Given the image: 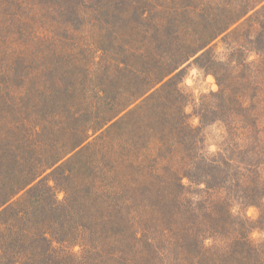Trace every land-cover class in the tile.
Listing matches in <instances>:
<instances>
[{
	"label": "rangeland",
	"instance_id": "rangeland-1",
	"mask_svg": "<svg viewBox=\"0 0 264 264\" xmlns=\"http://www.w3.org/2000/svg\"><path fill=\"white\" fill-rule=\"evenodd\" d=\"M233 97L264 118V0H0V202L16 192L0 212L1 244L22 229L25 243L8 237L19 262L51 242L50 262L63 264L115 249L93 222L117 213L137 215L141 237L193 243L231 213L264 249V190L255 206L239 189L264 182V169L257 176L235 150L230 174L190 175L200 157L252 145L248 114L228 115ZM218 174L229 183L210 188ZM111 193L123 202L107 210L96 198Z\"/></svg>",
	"mask_w": 264,
	"mask_h": 264
},
{
	"label": "trees",
	"instance_id": "trees-1",
	"mask_svg": "<svg viewBox=\"0 0 264 264\" xmlns=\"http://www.w3.org/2000/svg\"><path fill=\"white\" fill-rule=\"evenodd\" d=\"M220 29L213 30L211 37L215 39L218 35H220ZM163 85V84H162ZM220 85L223 87V85L220 83ZM162 87V86H161ZM160 87V88H161ZM159 89V88H157ZM153 92L154 93L155 90ZM152 90V89H149ZM150 93V94H151ZM140 98V97H139ZM137 98V99H139ZM244 98L246 100V96L244 95ZM147 102L146 98H143L137 105H141L143 103ZM226 103V107L229 110V114H235V118L237 115L240 114H248V118L244 120L242 125L244 127H248L249 134L252 133V145L250 147L246 148H236L232 149L229 148L228 150H234L233 152H228L227 154H220V161H206V157H200L196 160V167H194L193 171L191 172V176L196 179V181L203 179V173L208 170H213L215 172L222 173V171H227L230 174L231 166H235L234 163L239 164L240 162L243 163H249L246 165H253L249 166L250 168H255V173H257V176L259 173L262 174V170L264 169V118L250 120V118L254 115L251 113V109L253 108L252 104H247L246 102L240 100L239 98H232L230 100V103ZM213 112V111H212ZM261 117H264V112H261ZM244 116V115H243ZM253 119V118H252ZM237 120V119H236ZM232 122V121H231ZM235 150H244V152H247L248 157L245 156L240 162H236V155ZM251 157V158H249ZM248 161V162H246ZM234 168V167H233ZM236 170V168H235ZM249 170V169H248ZM264 172V171H263ZM229 174L224 175H216L215 177H218L221 180H217L216 182H212L210 188L218 186V184L222 183L224 180L229 181ZM250 175V174H249ZM248 175V177H249ZM191 176H188L192 178ZM250 178V177H249ZM254 180H257V182L253 183V186L249 183L245 184V186L239 187L240 190H242V194L240 192V197L242 201L250 203L251 205L257 206L255 204V200L248 202L249 198L252 196L256 198V194H260V192L257 191H263L264 190V182L261 180H258V178L255 176ZM207 185L208 182H205ZM229 183V182H228ZM106 189V188H105ZM14 189L12 192L6 194L2 201L0 202V206L4 207L0 212L7 211L8 209H11L14 207V201H12L13 194H15ZM135 193V192H134ZM136 194V193H135ZM124 195L122 194H114L111 193L109 196H99L96 199H98L99 203L102 206L108 207L109 205H112L111 203L115 204H122L123 201H120L121 197ZM129 201V200H126ZM124 201V202H126ZM134 205L131 204V206ZM119 211V210H118ZM215 213V211H213ZM13 214V213H12ZM12 214L8 217H14ZM103 216L100 214V217L97 218H103L105 216L104 213H102ZM216 214V213H215ZM206 215H209L212 219H214L213 215L210 213H206ZM137 216V215H135ZM134 216V217H135ZM111 219H105L103 220L104 223H101L102 221L99 220L97 222H93L94 224V234L98 233H106V232H112V236L115 237L114 242L115 243V249L110 250V252L105 253L102 248L100 250H97L98 253H94L97 255V257H88L81 261H74L72 260V257H68L65 255H62L61 261L65 264L68 261V264H138V263H144V260H147V262L154 260L157 264H263L264 263V249H261V245L255 243L253 240L247 237V234L245 232V228L243 224L246 227L244 218L242 216L238 217V222L236 221V217L234 218L231 213H227V220H224L221 216V218L217 220H222L221 223H214L213 225H210L207 229L208 233L205 235H200L199 233L194 234V237L196 239V242L193 243L192 236L191 237H181V234H174V236H166L165 238L158 239L155 235H147V236H139L140 231L139 229H135L134 225L136 224L135 219L136 218H130L128 219V216L121 215L117 213L116 215H112ZM155 218V217H154ZM66 222V221H65ZM107 224H111V227H109ZM240 224V226H239ZM101 225H104L101 226ZM12 226V224L9 223V227ZM238 226L240 231L238 230ZM228 229H231L232 231H235L237 235H231L230 233H227ZM16 228L9 231V236H14V241L20 240V238L24 237L23 241L25 243L26 238V232L21 229L19 231L20 233H17ZM204 234V233H203ZM28 235V234H27ZM212 238L214 241L212 244H207L206 240L208 238ZM4 238L2 239V244L0 242V264H52L53 261L50 262L49 258L52 256V250L53 246H51V242L48 245L49 249L42 250L39 244V242L35 239L38 247L40 248L36 252L32 250H27L25 254L21 257L22 262H19V258H15V255L18 253H21V247L17 246V243L14 242L11 243L10 238ZM112 237V238H113ZM185 241V242H184ZM98 242V241H97ZM4 243V244H3ZM196 246L200 248L199 251H196V248L193 247ZM101 247V246H100ZM195 248V249H194ZM177 249V250H176ZM175 251H179V254L174 257L173 253ZM171 254V257L173 259H169L168 256ZM59 255V254H58ZM107 255V256H106ZM106 256V257H105ZM42 258V261L39 262L40 258ZM34 260L35 262L31 261L30 259ZM59 258V259H60ZM30 260V261H29ZM38 261V262H37ZM56 262L54 264H59V260H55ZM67 264V263H66Z\"/></svg>",
	"mask_w": 264,
	"mask_h": 264
},
{
	"label": "clouds",
	"instance_id": "clouds-1",
	"mask_svg": "<svg viewBox=\"0 0 264 264\" xmlns=\"http://www.w3.org/2000/svg\"><path fill=\"white\" fill-rule=\"evenodd\" d=\"M197 71H198L197 69L193 68L189 72L188 76L185 77L183 84L181 86H183L184 84L191 86L193 83V77L197 74ZM209 79H211V77H209ZM249 215H252L251 211L249 212Z\"/></svg>",
	"mask_w": 264,
	"mask_h": 264
}]
</instances>
